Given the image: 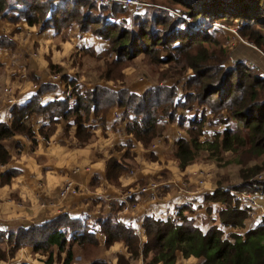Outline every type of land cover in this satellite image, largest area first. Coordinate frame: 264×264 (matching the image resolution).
<instances>
[{
    "label": "trees",
    "instance_id": "1",
    "mask_svg": "<svg viewBox=\"0 0 264 264\" xmlns=\"http://www.w3.org/2000/svg\"><path fill=\"white\" fill-rule=\"evenodd\" d=\"M92 1L95 2L100 16L103 14V6L111 9L110 17L116 16L118 11H114L115 8L128 10L116 1ZM1 2L4 0H0V10L3 8L0 13L1 20L5 19V14L15 13L16 17L22 12L27 24H37L40 30L52 28L60 31L74 27L78 32L91 33L110 41V47L106 51H109L112 60H104V69L100 65L96 67L98 73L103 69L104 77L110 80L114 77L112 72L119 69L122 62L131 61L140 54L155 61V52L158 51L157 61H169L173 55H168L166 49L168 46L175 52L196 46L194 56L184 53L186 60L189 61L188 66L194 71V74L184 81L186 86L184 88L193 85L196 89L195 98L200 104L207 106V110L217 121L209 122L214 127L213 139L201 141L199 137L203 135L204 127L207 126L205 112L202 111L197 119L196 115L187 118L186 112L189 110L186 109V98L184 97V101L177 99L178 81L172 85L149 86L140 94L128 87L113 90L100 84L82 89L72 81L73 86L67 97L53 100L46 105L39 102L43 91L41 84L32 99L22 106L16 105L11 109L10 125L0 122V163H5L9 158L2 144L3 139L10 138L16 133L29 137L33 135L30 124L33 114H47L50 125L62 120L66 126H74L76 139L84 144L91 138L86 126L90 115L103 116L110 108L115 107L122 114L125 131L146 147L160 138L166 127L169 129L170 124H187L188 137L177 139L172 152L180 168L196 160L202 150L211 153L235 151L238 147L249 145L240 161L245 166V169L240 170V176L244 179L246 188L264 195V179L248 181L249 177L264 168V77L249 61L240 59L233 65H228L219 74L217 81H209L202 85L209 78L206 75L208 67L199 65L201 59H205V53L202 54L198 46L207 41H195L219 31L221 28L216 27L214 23L227 26L232 21H237L238 24L234 25L238 26L240 37L264 53V32L256 28L258 24L264 25V0H172L183 6V11L179 9L183 17L175 16L168 24L164 20H158V24L166 25L159 29V35L154 34L156 29L152 25L149 28V21L145 20L137 24L138 29L130 27L134 23L130 26L123 24L119 30H112L110 28L112 24H105L103 29H91L88 14L93 8L92 4L86 7L81 4L84 7L82 17L73 19L68 24H59L50 21L49 11L42 20L35 21L29 18L35 7L24 4L21 9L20 6L16 9L12 4L4 7ZM59 10L56 11L55 6L51 8V12L55 11L53 18L61 12ZM200 25L205 27H199ZM11 45L13 42L9 38L0 35V47ZM162 50L165 52L160 54ZM225 55L226 50L223 49V60ZM222 112L227 113L225 117ZM217 124H222L224 128L218 130ZM39 132L47 135L43 127ZM243 133L246 137H243ZM250 158L256 160L257 164L253 167L248 165ZM111 163L112 161L108 162ZM221 178V174L217 172L214 179L215 188L204 193L205 201L222 203L224 207L217 211L219 223L235 230H242V233L231 231L229 236H225L214 221L203 229L195 225L187 213L180 215L179 222L145 217L142 222L145 241L141 244L138 235L122 225L115 219L113 213H110L98 220V230L104 234V246L108 247L114 241L122 240L130 254L129 258L136 259L141 256L143 264H176V252H180L183 258L190 256L197 258V264H264V214L257 224L248 227L246 222L250 218V210L254 208L246 202L247 207L240 204L231 190L224 187L225 182L221 181ZM244 186L239 185L237 189H246ZM184 209L185 212L189 211L187 207ZM91 226L92 224L85 218H71L68 214H61L27 228L20 227L15 231L0 230V259L13 257L19 248L31 246L34 252L47 256L45 260L47 264L52 263L54 249L61 264H72L73 243L78 246H94L98 243L95 234L90 230ZM4 245H7V250ZM62 253H65L63 258ZM129 258L119 255L118 263L128 264ZM88 264L108 263L104 258H95Z\"/></svg>",
    "mask_w": 264,
    "mask_h": 264
},
{
    "label": "crops",
    "instance_id": "2",
    "mask_svg": "<svg viewBox=\"0 0 264 264\" xmlns=\"http://www.w3.org/2000/svg\"><path fill=\"white\" fill-rule=\"evenodd\" d=\"M2 22L0 35L9 38L13 45L0 47V92L4 86L15 80L14 94L17 102L10 109L4 108L0 112V122L10 125L11 109L16 105L26 104L34 97L41 84L43 91L39 102L42 105L63 99V93L72 81L81 88L89 87L85 85L87 82L82 83V64H85V61H80L73 67L74 57L73 60L71 58L72 61L68 59L85 48L94 47L96 52L104 49L97 48L101 43L92 44L95 39L90 33L78 32L74 27L60 31L52 28L40 30L39 26L32 28L28 27L27 23L17 24L8 31L6 22ZM82 55L85 57L87 54L84 51ZM82 55L79 56L80 59ZM236 59L246 58L237 56ZM247 61L253 65L250 60ZM53 66L59 69V73L55 74L57 76L50 71ZM22 70L24 77L17 76ZM95 74H98L96 70ZM96 79L92 83L93 86L104 81ZM148 87L137 84L130 90L140 94ZM114 109L119 110L112 107L103 116L90 115L86 126L91 138L84 144L76 139L75 127L66 126L62 120L51 124L52 127H49L48 131L50 121L47 114L32 115L30 124L33 135L30 137L16 133L2 140L9 158L5 163H0L1 231L27 228L61 214H68L71 218H85L92 224L90 230L98 241L94 245L98 252L93 254L90 251L82 256L75 248L85 250L89 245L78 246L73 243L72 264H88L95 258H104L108 264H119V255L129 258L130 254L122 240L114 241L108 247L103 244L104 234L98 230V220L110 213H113L122 225L132 229L141 244L145 241L142 228L145 217L172 219L178 222L180 215L185 212L184 207H190L187 215L194 220L195 225L200 226L203 220L207 219V226L214 221L225 236H229L231 231L242 233V230L219 223L216 208L221 206L220 203L206 201L208 205L204 209L197 201L200 195H191L194 192L190 189L197 187L192 184L191 177L196 169L192 168L193 164L180 168L172 154L180 126L170 124L169 129L166 127L160 138L146 147L125 131V122L115 120ZM41 127L47 135L40 134ZM206 128L204 127V131ZM109 161L112 163L108 164ZM131 169H134V172L130 173ZM66 181H72L76 185V192L60 197L59 191ZM150 182L159 184L155 191L156 198L151 199L150 193L135 192L127 195L135 187ZM209 187L212 186L208 183L205 188ZM201 197L204 198V195ZM126 203L128 207L124 208ZM192 208L195 210L191 211ZM208 208H212L210 214L207 212ZM261 211L264 214L263 206ZM64 255L65 253H62L61 257ZM46 258V255L34 252L31 246H24L19 248L13 257L0 259V264H47ZM53 262H59L55 249ZM197 262L198 259L193 256L183 258L180 252H176V264ZM128 264H143V259L141 256L136 259L129 258Z\"/></svg>",
    "mask_w": 264,
    "mask_h": 264
},
{
    "label": "rangeland",
    "instance_id": "3",
    "mask_svg": "<svg viewBox=\"0 0 264 264\" xmlns=\"http://www.w3.org/2000/svg\"><path fill=\"white\" fill-rule=\"evenodd\" d=\"M145 2L149 3L150 6L147 7L143 12L141 13H134L131 11H123L118 8H115L114 11H118L116 13L115 17H110V12L111 9L108 6H103L102 7V16L98 15L97 6H95V2L92 0H4V2H1V5L4 7L8 6L9 4H12L14 8L21 9L24 4H28L31 7H35L33 9V14L32 16H29V18L34 19L35 21L39 19H43L42 17L45 14H48V11L50 12L51 18L50 21H55L56 23L59 24H68L71 22L73 19H77L82 17V13L84 11V7L88 6L89 4L93 5V8L90 10V13L88 14V23L89 27L91 29H103V26L105 24H112L110 25V28L112 30H119L123 24L125 26H130L132 29H138L137 24L139 25L140 21L145 20L149 21L148 25L149 28L151 25L156 29L154 32L155 35H159L160 33V28L162 26L166 25H160L157 23L158 20H164L166 24L171 22V19H173L175 16H180L183 17L182 14L180 13L182 10L183 11V6L181 4L172 2V0H144ZM176 1H181V0H176ZM56 2V3H54ZM76 3V4H73ZM81 4H84L85 6L82 7ZM170 5V6H169ZM55 6L56 11H61L58 12V15L54 17L55 11L51 12V8ZM158 7H161V9H157ZM171 7V8H170ZM66 9V10H65ZM180 9V10H179ZM165 10V11H163ZM3 11V8L0 10ZM76 11V12H74ZM179 11V12H177ZM18 11L16 10V13ZM163 12V13H162ZM144 13V14H143ZM11 14V13H10ZM22 12L16 16L15 13L11 14H5V19L1 20L0 17V23L6 22V28L8 31H11L14 26L17 24L19 25H24L27 23L25 21V18L22 16ZM142 14V15H140ZM98 15V16H97ZM142 17V18H141ZM141 19V20H140ZM2 22V23H3ZM238 24L237 21H232L231 24H227L226 28L228 29H218L219 31L215 32L213 35L210 36H205V38H200V39H195V41H207L204 43L199 44V49L201 50L202 54L205 53V59H201L199 62V65L201 66H207L208 70L206 72V75L208 80H205L202 85L205 83H208L209 81H217V78L220 73L223 72L224 69L227 68L228 65H233L234 62L237 61L236 57L238 58L244 57L246 60H250L253 65H255L254 69L258 71V73L264 77V53L261 52L258 48H256L254 45H252L250 42L246 41L240 35L238 34V26L234 25ZM28 27H38L37 24H27ZM199 27H205L203 25H200ZM256 28L260 29L262 32H264V25H256ZM68 29V28H64ZM62 29V30H64ZM131 29V28H130ZM205 33V32H202ZM206 34V33H205ZM90 36H92L95 41H93L92 44H97L101 43L100 45H97V48H104L101 51L96 52V49L94 50V47H89L85 48L84 50H80L79 53L76 55L72 54V57L70 56V61H72V66L75 67L77 64L81 61H85V64H82V76L84 79L82 80L83 82H87V86L89 87H83L82 89H89L94 87L93 86V81L95 78L96 80H104L101 81L100 85H103L104 87L107 86L109 89H119L121 87H128V88H133L137 84H141L144 86H154V85H172L175 84L178 81V90H177V99L179 101H184L186 98L185 104H186V109L189 111L186 112L187 118H192L195 115V118L197 119L202 111L205 112V124L207 126L206 130L204 131L203 135L199 137L201 141L203 140H212V136L214 135V127L211 126L209 122L212 121V123H215L217 119L209 113L207 110V106L204 104H200L198 100L195 98L196 96V89L193 85H188L187 89L184 85V81L189 78L192 74H194V71L191 67L188 66L189 61L186 60L185 58V52L189 53L190 56H194L195 50L197 47L192 46L189 49L186 50H180V51H173L171 49V46H168L167 53L168 55H173V58H170L171 60L169 61H157L156 57L159 54L158 51L155 52V61L151 60L150 57L140 54L137 56L135 59L131 61H124L122 62L121 66L119 69L113 71L112 76L113 79H106L103 75V69H104V60L108 59V61L112 60V56L109 54V51H106L110 47V41L104 40L98 36H95L90 33ZM26 38V37H25ZM97 39L99 41H97ZM246 44H251L254 49L248 47ZM243 45L244 47L240 46ZM246 46V47H245ZM241 47V48H240ZM223 49L226 50V55H225V60L223 56ZM46 50V48H45ZM87 54L85 57H83V53ZM241 51V52H240ZM254 51V52H253ZM165 50H162L160 54H163ZM97 53V54H96ZM255 53V55H251ZM82 58L80 59L79 56ZM96 55L97 57H91ZM251 55V56H250ZM241 56V57H240ZM249 56V57H247ZM72 58V60H71ZM99 59V60H98ZM232 60L234 62H232ZM97 65L102 66L101 73L99 72L98 74H95V70ZM122 67V68H121ZM55 69V70H54ZM50 71L52 74H57L59 73V69H56V66H53L50 68ZM252 71V70H251ZM0 72H2V66L0 67ZM57 76V75H55ZM92 78V80H90ZM144 80V81H141ZM136 82H147V83H136ZM10 82L7 84L9 85ZM6 85V86H7ZM92 85V86H91ZM73 86V84H70V88ZM185 97V98H184ZM226 112H222V115L225 117ZM231 121V120H230ZM177 123H174L173 125L176 126ZM209 124V125H208ZM180 128L178 129L179 131L177 132V138L179 139L180 137H188L187 133V124L185 126L179 125ZM48 127H51L48 126ZM224 127L222 124H217V129L222 130ZM243 137H246V135L243 133ZM249 145L241 146L236 148L234 151H218V152H206L205 150L200 151L198 157L196 160L191 162L188 165H192L193 169H196L194 173H192L191 177L193 179L192 184L197 185L196 189H190L192 192L191 195H200L197 197L198 203L202 204V208L206 207L208 203L205 201V197H201L204 195L205 192H208L209 188L206 189L205 186L209 185L214 187V179H215V174L219 172L222 176L221 181L225 182L224 187L227 189L231 190V193L234 195V197L239 199V203L246 206L245 202H242L241 199V192L248 193L249 191L254 195V198L259 205L257 209L250 210V218L247 219V226L252 227L255 224L259 222L260 216L263 215L261 211V206L264 207V198L259 191L253 190L251 188H246V184L244 179L240 176V170L245 169V166L240 163L241 158H243V152L248 148ZM214 155V156H211ZM251 159V158H250ZM256 160H248V165L250 166H255ZM187 165V166H188ZM260 165V164H258ZM204 180L206 183L203 186H200L199 180ZM252 179H264V168L257 171L256 174H254L252 177H249L248 181ZM185 184V183H184ZM212 184V185H211ZM245 185L244 187L246 189H237L239 185ZM215 188V187H214ZM236 188V189H233ZM257 192V193H256ZM221 206L216 208V211L224 207L222 203H220ZM193 206V205H191ZM195 207V206H193ZM247 207V206H246ZM190 208V207H189ZM205 209V208H204ZM195 208H192L191 211H194ZM212 211V208H208L207 212L210 214ZM188 212H184V214ZM255 215V219L253 218L252 214ZM217 214V212H216ZM201 219V217H200ZM207 219L203 220L202 225H200L201 228L205 229L207 226ZM231 234V233H229ZM75 251L82 256L89 253L90 251L95 254L98 252V248L94 246H88L87 249L83 250L81 248L76 247ZM102 252V248L100 249ZM89 258V257H87ZM92 258V257H91ZM90 258V259H91Z\"/></svg>",
    "mask_w": 264,
    "mask_h": 264
},
{
    "label": "built area",
    "instance_id": "4",
    "mask_svg": "<svg viewBox=\"0 0 264 264\" xmlns=\"http://www.w3.org/2000/svg\"><path fill=\"white\" fill-rule=\"evenodd\" d=\"M104 1L119 2L122 4V6H124L129 11L134 12V13H141L148 6H150V4L145 2L144 0H104ZM214 25L218 28H221V29H228V28H226L225 25H223L221 23H214ZM22 42H27V41H22ZM232 62H234V61L232 60ZM24 75H25L24 70L19 71L17 74V76H19V77H24ZM141 81H144V80H141ZM15 87H16V81L13 80L10 82L9 85L4 86L2 88V91L0 92V112L3 111L4 108L10 109L17 102L16 95L14 94ZM70 92H71V88L69 86H67L66 90L63 93V99L65 97H67L70 94ZM113 116H114L116 121L123 122V117H122L120 110L114 109L113 110ZM52 142H54V141H52ZM48 143H49V141H48ZM129 172L130 173L134 172V169H131ZM205 183H206V181L201 180V179L199 180L200 186H203ZM158 187H159V184H157L156 182H150L146 185L135 187L134 190L129 191L127 193V195H131L132 193L134 194L135 192L139 193V194L150 193L151 199H154V198H156L155 191H157ZM212 189H214V187L209 188V190H212ZM75 192H76V185L72 181H66V183L61 187V189L59 191V196L60 197H66L68 194L75 193ZM240 195H241L240 197L244 200V202H246V204L250 205L254 209L259 206L257 204L255 198H254V195L250 191L248 193L241 192ZM260 195H262L264 197L263 194L260 193ZM127 207H128V203H126V206L124 208H127ZM252 216H253V218H255L254 214H252ZM7 249H8V247L6 245V250ZM7 259H9V257H7ZM52 264H61V263L53 262Z\"/></svg>",
    "mask_w": 264,
    "mask_h": 264
},
{
    "label": "bare ground",
    "instance_id": "5",
    "mask_svg": "<svg viewBox=\"0 0 264 264\" xmlns=\"http://www.w3.org/2000/svg\"><path fill=\"white\" fill-rule=\"evenodd\" d=\"M244 44L247 45V46H249L250 48L254 49V47L251 44H246V43H244Z\"/></svg>",
    "mask_w": 264,
    "mask_h": 264
}]
</instances>
